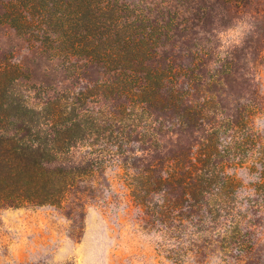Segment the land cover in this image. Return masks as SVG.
Instances as JSON below:
<instances>
[{
	"label": "trees",
	"instance_id": "1",
	"mask_svg": "<svg viewBox=\"0 0 264 264\" xmlns=\"http://www.w3.org/2000/svg\"><path fill=\"white\" fill-rule=\"evenodd\" d=\"M252 3L12 0L15 29L23 24L30 42L41 43L40 35L52 46L32 52L26 79L39 88V101H0V207H54L80 225L106 181V164L122 161L138 175L129 187L147 227L165 226L181 238L183 229L196 236L220 223L242 224L249 231L238 241L244 264H260L264 137L254 128L260 98L237 51L224 60L218 53V33ZM23 68H14L13 83ZM61 78L70 86L53 89ZM58 89L62 95L55 96ZM247 163L256 181L241 208L234 206L236 171Z\"/></svg>",
	"mask_w": 264,
	"mask_h": 264
},
{
	"label": "rangeland",
	"instance_id": "2",
	"mask_svg": "<svg viewBox=\"0 0 264 264\" xmlns=\"http://www.w3.org/2000/svg\"><path fill=\"white\" fill-rule=\"evenodd\" d=\"M14 4L12 0L0 3V22L5 24L0 25V60H5L3 67L0 66L7 73L6 77L0 76V101L16 102L19 97L30 106L41 96L39 88L35 89L26 79L33 66L32 52L38 47L41 53L50 52L47 47L52 45L42 43L47 37L40 35L37 38L41 43L30 42V33L23 24L19 31L15 29ZM256 10H264V0H253L248 13H243L234 25L218 33V53L223 60L233 51L242 58L240 66L250 74L260 98V101L256 99L258 111L254 128L264 137V13L261 12L263 18L258 17ZM36 63L45 69V60L39 59ZM19 64L24 68L20 79L13 83L12 71ZM42 73L36 72L39 80L45 79ZM62 80L64 78L54 81L53 89L70 86L67 81L60 83ZM58 93L62 95L58 89L55 96H59ZM131 146L136 151V145L131 143ZM130 167L122 161L106 164V181L98 187L97 197L89 200L80 225H75L63 210L54 207H0V264H244V248L238 247V241L248 240L244 235L249 231L244 230L242 224L236 229L234 225L220 223L210 232L206 229L196 236L192 233L199 231L183 229L179 231L181 238H175L174 230L165 226L147 227L145 214L131 195L129 183L138 175ZM249 167L247 163L236 171L241 187L234 206H246L253 195L256 177ZM96 180L102 183L98 175ZM209 235L214 238L208 239ZM253 238L251 236L250 240ZM191 251L207 254L198 257ZM258 257L262 258L260 264H264V243Z\"/></svg>",
	"mask_w": 264,
	"mask_h": 264
}]
</instances>
